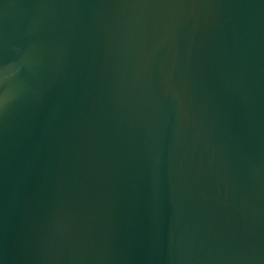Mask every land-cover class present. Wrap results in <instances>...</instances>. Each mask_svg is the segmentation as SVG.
<instances>
[{
	"label": "water",
	"instance_id": "obj_1",
	"mask_svg": "<svg viewBox=\"0 0 264 264\" xmlns=\"http://www.w3.org/2000/svg\"><path fill=\"white\" fill-rule=\"evenodd\" d=\"M0 264H264V0H0Z\"/></svg>",
	"mask_w": 264,
	"mask_h": 264
}]
</instances>
